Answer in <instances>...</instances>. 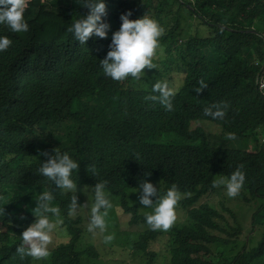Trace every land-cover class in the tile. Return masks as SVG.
Instances as JSON below:
<instances>
[{"label": "trees", "instance_id": "1", "mask_svg": "<svg viewBox=\"0 0 264 264\" xmlns=\"http://www.w3.org/2000/svg\"><path fill=\"white\" fill-rule=\"evenodd\" d=\"M105 4L108 35L85 44L68 31L88 11L78 0H26L27 31L0 24V36L11 41L0 51V264H38L21 259L16 247L35 220L31 209L41 191L53 194L61 223L50 255L39 264H104L95 236L68 214L73 193L38 172L47 159L42 153L52 155L56 148L79 162L73 177L79 204L86 185L90 192L96 182L107 181L113 203L107 223L119 226L118 213L130 217L127 225L137 229L124 231L118 246L144 264H264V97L256 86L263 75L264 0ZM127 11L133 20L145 14L156 19L164 34L153 57L156 69H144L139 80L114 81L99 60ZM157 80L175 88L171 111L147 99L156 95L151 86ZM200 80L208 87L197 93ZM220 102L228 105L223 119L204 116L205 106ZM229 132L234 139L226 138ZM237 167L245 176L239 202L255 206L247 239L237 231L234 239L227 235V216L214 205L219 181ZM141 180L160 183L162 191L175 184L185 195L179 206L187 222L151 229L136 192ZM221 205L238 229L232 209ZM86 235L90 241L82 246ZM156 241L168 262L151 250Z\"/></svg>", "mask_w": 264, "mask_h": 264}, {"label": "clouds", "instance_id": "2", "mask_svg": "<svg viewBox=\"0 0 264 264\" xmlns=\"http://www.w3.org/2000/svg\"><path fill=\"white\" fill-rule=\"evenodd\" d=\"M88 11L84 16L76 19L68 28L73 37L80 44H85L90 37L106 38L109 24L104 21L106 16L105 0H78ZM26 0H0V24L6 25L12 32H25L28 24L24 18ZM131 11L121 14V25L118 30L112 32L109 50L105 57L99 60L105 76L114 81H123L128 78L139 80L145 75L144 69H156L153 57L159 47L160 37L164 34L163 26L154 18L145 14L137 19H130ZM11 41L6 36H0V51L7 49ZM264 63L261 71L263 75L258 76L256 86L260 89V82L264 78ZM194 91L199 93L208 85L200 80ZM151 90L156 95L147 97L150 100H158L166 111L173 110L172 98L175 88L168 80H157ZM228 105L224 102L213 103L203 108V114L212 120L223 119ZM226 138L231 140L233 133H226ZM54 154L42 153L47 159L40 162L38 172L43 177L55 184L62 192L73 193L68 204V214L75 215L77 210L88 207L87 232L95 236L97 230L106 233L107 217L109 210L113 208L112 200L106 191L107 181L96 182L91 187L85 186L82 191L87 195L91 193V200L85 205L78 203L77 183L74 173L79 168V162L67 151L60 152L57 148ZM93 175L95 172L93 171ZM150 175V174H146ZM245 176L240 167H237L227 179L221 178L229 197L236 196L244 184ZM217 181H213L215 186ZM160 184V183H159ZM158 185H153L147 180L139 182L137 193H139V204L145 209L144 221L153 230H167L176 220V205L181 198V193L175 184L165 190ZM88 196V195H87ZM154 198V199H153ZM54 196L50 191H41L35 198L36 206L31 209L35 220L19 236L21 243L16 247V253L23 259L24 256L34 260H42L50 255L49 245L52 234L56 231L59 219V209L52 203ZM3 211V209H2ZM252 219V218H251ZM105 242L113 239L111 233L103 236ZM257 241V240H256ZM250 247V246H249Z\"/></svg>", "mask_w": 264, "mask_h": 264}, {"label": "rangeland", "instance_id": "3", "mask_svg": "<svg viewBox=\"0 0 264 264\" xmlns=\"http://www.w3.org/2000/svg\"><path fill=\"white\" fill-rule=\"evenodd\" d=\"M218 133V132H216ZM264 143V139H263ZM251 145V144H250ZM219 190H221V195L214 198V205L217 206L221 212L226 216L227 219L225 221V229L228 236H232V239L235 238L233 235L234 231H237V237L240 239H247L248 234L251 230V215L254 211L253 205H245L241 202H239V194H237L234 197H229L226 194V189L223 184L219 185ZM88 195V196H87ZM85 194L83 192L82 194V202L81 205H85L88 202V199L90 201L89 192L88 194ZM185 195H181L180 199H183ZM221 202L223 203V206L232 209L234 215L236 216V219L238 223L241 225L242 230L240 229V225L238 229H235L237 227V223L235 222V218L231 214H227L226 211H224ZM141 205V204H140ZM141 213L150 212L151 209H145V206L141 205ZM88 207L85 206L83 208H80L77 210L75 215H71L73 218V221H77L78 218L81 219L82 228H85L87 230V223H88ZM118 224L119 226L110 228L109 224L107 223L106 227V233H97L95 235V244L97 245V249L100 253L101 260L104 264H144L142 262V258L139 256H132L130 250H122L118 245L124 242L125 235L124 231L132 233L137 229V227L129 226L127 225V222L130 220V217L124 213H118ZM188 220V216L186 215V212L179 206V201L176 205V220L172 225L176 224H185ZM79 224V223H78ZM148 229V228H147ZM107 233H111L113 235V239L110 242H105L103 239V236ZM134 236V235H132ZM253 236V235H252ZM135 237V236H134ZM254 237V236H253ZM255 241L256 242V232H255ZM90 241L89 235H86V238L82 240V246H86L88 242ZM253 243L249 244L251 246ZM50 247L51 244L49 245ZM114 246V248H111ZM151 250L156 251L161 256L159 257L161 262H168V258H164L163 254H166L163 243L161 241H156L151 245ZM163 249V251H162ZM41 260H36V263H40Z\"/></svg>", "mask_w": 264, "mask_h": 264}, {"label": "built area", "instance_id": "4", "mask_svg": "<svg viewBox=\"0 0 264 264\" xmlns=\"http://www.w3.org/2000/svg\"><path fill=\"white\" fill-rule=\"evenodd\" d=\"M260 89H261V91L264 93V78H263L262 81L260 82Z\"/></svg>", "mask_w": 264, "mask_h": 264}, {"label": "water", "instance_id": "5", "mask_svg": "<svg viewBox=\"0 0 264 264\" xmlns=\"http://www.w3.org/2000/svg\"><path fill=\"white\" fill-rule=\"evenodd\" d=\"M263 69H264V66H263Z\"/></svg>", "mask_w": 264, "mask_h": 264}]
</instances>
